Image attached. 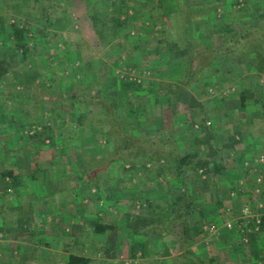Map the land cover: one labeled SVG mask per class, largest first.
I'll return each mask as SVG.
<instances>
[{
  "label": "rangeland",
  "instance_id": "obj_1",
  "mask_svg": "<svg viewBox=\"0 0 264 264\" xmlns=\"http://www.w3.org/2000/svg\"><path fill=\"white\" fill-rule=\"evenodd\" d=\"M8 1L13 0H7L6 3ZM20 2L22 5V0H14V5L8 6L10 10H0V56L9 58L12 54V27L9 23H18L22 16L26 18L30 15L28 12L34 11L21 10ZM55 2L56 10H36L39 12L36 14L38 17L32 14L34 23L36 19L38 22L28 25L32 26L28 28L32 38L29 42L30 51L27 58L12 63V69L0 81V151L5 149L20 154L17 160L14 157L12 160L8 159L9 166L14 169L20 165L21 168L30 167L28 169L31 170L34 161L35 166L37 163L38 167H35L37 170L48 168L47 175L46 170L42 169L37 175L34 173L33 177L19 176V178H22L36 194L40 189L43 191L48 189L43 178H47L48 182L51 178L53 183L50 190L54 193L52 197L59 200L70 198L74 201L76 197L89 199L86 183L89 181V184H92L94 180L87 179V170L96 165L100 168L98 172L102 173L98 177L102 188L91 186L90 194L93 199L90 200H97L98 203L103 200L104 206L99 207V218L94 220L108 222L113 225L114 230L118 223L121 232H128V220L133 221L136 216L148 214L149 206H159L158 204L166 206L170 197L179 193V186L172 178L174 176L170 174L168 162L161 158L140 165L137 161L140 157L136 155L131 156V160L136 163L134 167H131L129 161L121 163L122 148L119 147V151L115 150L112 136L105 134V124L93 125L85 118H81L82 123L78 122V114H86L89 107H84L83 104L71 106L62 103L61 100L65 99L69 90L71 91L70 78L76 74L72 79L75 83L72 86L73 90L84 88L90 91L93 86H97L98 93L114 104L116 118L123 123L126 122L129 131L140 132L147 136H159L164 132L163 135L168 139L167 133L170 128L166 126L161 109L164 100L158 95L157 86L160 80L177 82L183 64L178 60L166 61L163 57L157 62L155 69L151 68L154 62L149 63L150 56L155 52V44L160 37L163 23L162 19H159L157 10H151L150 4L159 2L165 10H172L175 6L173 4L171 6L172 2L168 0H126L131 8L124 13L113 10L110 0H55ZM223 5V0H192L190 10L197 21L204 23L209 19L208 14L212 7L216 6L217 10H223ZM51 11L57 13L59 17L63 12L66 16H70L72 25L69 24V29L63 33L56 30ZM92 15L99 17V21L95 22ZM115 16L119 21H125V24L115 26L119 28L117 37L107 45H101L100 38L103 41L108 38L110 34L108 31L113 26L110 20ZM23 26L27 25L23 24ZM210 40L216 44L218 37L213 35ZM70 44L80 45L82 51L72 48L68 50ZM215 65L218 67L217 64ZM234 65L233 72L235 79L238 80L236 78L238 74L235 72H239V65L236 63ZM220 68L227 67L222 63ZM228 72V76L233 81L228 80L223 88H219L218 79L212 81L211 75L205 77L208 74L206 70L200 83H192L191 86L184 87L183 93H179L172 136L177 146L174 147L177 154L193 151L195 148L207 153L209 148H212L220 153L222 165L230 164V160L224 158L221 151L227 152L233 148L232 140H235V136L232 135H237L239 131L236 132L237 126L230 128L226 125L227 122L225 123V119L231 118L232 122L238 120V113L236 111L232 113L238 86L233 84L235 81L233 74L229 70ZM89 80L95 84L90 85ZM120 81L141 84L144 89L137 94L129 93L120 89L118 85ZM261 83H264V80ZM252 92L253 98L261 95L254 92L253 88ZM261 97L264 99L262 95ZM248 102L254 103L252 99L247 100L245 104ZM90 112V115L99 113L93 110V106H90ZM45 125L50 128L44 130ZM203 127L208 129V143L200 144L197 141L202 140L205 135ZM39 131H44L46 136L53 135V141L45 137V143L49 142L53 145L41 146L34 136ZM224 139L222 147L217 145ZM154 155L159 156L156 153ZM157 168L160 169V174ZM35 177L42 179L44 183L40 186V183L34 180ZM78 178L81 179L77 187L74 185V180ZM191 179V198L198 209L192 213L195 237L189 247L180 248L178 243L173 242L172 236L165 233L156 236L147 235L148 237L143 239L140 235H134L129 231V234H125L126 237L122 236L125 240L123 239L116 258L108 260L106 256L101 257L94 253L96 246L93 234L83 229V227L88 228L87 225L83 227L78 225L82 229L80 231L77 225L69 222L70 224L63 227L73 228L65 232L70 233L75 228L83 238V244H70V251L80 253L83 249L80 247L84 246L87 249L85 256L94 264H145L149 261L157 264L160 259V264H164L166 258L169 259V264H196L187 250L192 251L194 245L203 244L201 249L194 250L198 258L204 264H221L220 260L223 256L220 259L217 252L224 249H220L222 247L217 245L214 248L213 240L218 238L223 230H228L233 232V237L247 242L244 239L250 238V235L257 236L256 232L260 231L259 216L252 213L248 205H241L238 199L239 196L241 197L239 190H229L228 200L222 201L225 193L223 189L228 180L223 181L219 172L211 171L203 174L198 171ZM217 183L221 184L219 191L214 188ZM146 193L164 196L161 198L164 202L160 203L162 200H155L151 196L147 199ZM234 200L236 206L233 205ZM228 201L231 203H227ZM25 203L17 211L18 216L15 215V210L10 214L12 217L15 215L17 221L21 219L17 224L21 228L30 226L31 221L30 215L28 218H22L24 214H28ZM93 207L91 206L92 210ZM162 212V209L156 208L150 216L155 217ZM49 217L50 222L52 216ZM111 231L105 233L108 238L105 239L107 246L113 243L110 237L114 236L117 229L112 232L113 234ZM141 242H147L146 246L150 253L135 246ZM9 246L10 244L5 249H10ZM130 246L136 248L134 253L129 251ZM233 258L235 259V256ZM246 262L244 260L243 264ZM14 264L18 263L14 262ZM250 264H257V260L250 261Z\"/></svg>",
  "mask_w": 264,
  "mask_h": 264
},
{
  "label": "trees",
  "instance_id": "obj_2",
  "mask_svg": "<svg viewBox=\"0 0 264 264\" xmlns=\"http://www.w3.org/2000/svg\"><path fill=\"white\" fill-rule=\"evenodd\" d=\"M110 1L112 9L116 12L122 11L126 13V10L131 8L126 0ZM168 1L172 2L171 6L172 4L175 6L172 10H165L164 6L159 2L150 4L151 10H157L159 19H162L163 26L160 30V37L155 44V52L150 56L151 61H149V63H155H153V65L149 64L152 65L151 68L153 69L157 67V62L163 57L166 58V61L178 60L180 64H183L178 74L179 76L176 79L177 82L160 80L157 86V93L164 100L161 109H163L162 113L166 126L170 128L167 133L168 139L163 135L164 132H161L159 136H147L140 132L129 131L126 127V122L123 123L116 118L114 114V104L104 99L98 93L97 86H93L95 82L89 80V84L93 86L90 91L84 88L73 90L72 86L75 83L72 79L76 77V74H73L72 78H70L69 84L71 86V91L69 90V93L65 95V99L63 98L61 102L70 104L71 106L83 104L84 107H89L86 110V114H78V122L82 123L81 118H85L89 119L88 121H91L93 125H95L94 123H101L100 125L105 124V130L107 132H105V134H107V136L108 134L112 136L115 150L118 149L119 151V147L122 148L123 153L121 154L122 156H120L121 163L129 161L131 167H134L136 163L134 164V161L131 160V156L134 157L136 155L140 157L137 160L140 162V165H145V162H153L161 158H164L168 162L170 174L174 176L172 178L177 181L179 186V193L172 195L168 202H166V206L165 204L149 206L148 214L136 216L133 218V221L128 220L127 228L131 233L140 235L143 239L147 235L156 236L165 233L171 235L173 242L178 243L180 248H187L191 244V240L195 237L194 224L191 219L192 213L198 209L194 200L191 198V177L198 171H201L203 174L211 173V171L212 173H218L222 168V164L216 160L218 152L212 148H209L207 153L200 152L198 150L199 148L184 153L177 154L175 152L174 147L176 143L172 136L174 135L173 125L175 115L177 114L178 95L184 87L191 86L192 83H200L202 81L201 77L203 78L209 65L218 57L222 56L228 57L229 59H236L241 55H248V64L254 67L258 72L264 74V20L263 17L258 18L251 16L242 19L247 17L245 10H230V5H228L229 9L223 5L224 10H221L219 16H217V8L214 6L208 14L209 19L207 22L202 23L197 21L191 14L190 7L192 0ZM92 17H94L95 22L99 21V17L96 15H92ZM163 19L167 20L165 21ZM110 21L113 23V26L108 31L110 32L108 38L104 39V41L100 38L99 43H101V45H107L111 40L117 37V31H119L117 27L125 24V21H119V18L116 16ZM240 22L241 24L238 26ZM115 26L117 27L115 28ZM11 27L12 54L9 58H7V56H0V81L10 72L12 63L19 59H26L30 51L29 42L32 37H30L28 28L20 26L19 23H12ZM213 35L218 37V42L216 44L210 42ZM69 48L80 50L79 52L82 51V48L78 44H70L67 49L70 50ZM19 56L20 58H18ZM211 77L212 81H216L215 75H211ZM118 85L120 89L129 93L134 92L137 94L144 89L141 84L128 81H120ZM248 96L250 97L249 99L257 102L252 94L243 90L240 94V103L242 106L249 100ZM90 106H93V110L99 113L90 115ZM129 114L131 116V112H129ZM43 128L47 130L50 127H46L45 125ZM203 129L205 135L202 140L197 141L200 144L208 143V129L206 128V130L204 127ZM34 136L37 137L41 146H50L52 144H49V142L46 144L45 137H49V139L53 141V135L46 136V134L44 135V131H39L35 133ZM148 145L150 147H147ZM154 153L159 156H155ZM99 170L100 168L96 165L87 170V179L94 180L92 184H89V181L86 183L89 199H93V196L90 194L91 186H96L99 189L102 188L100 186L102 183L99 182L98 178L102 173H99ZM157 171H159V174L161 173L160 169ZM2 177H11V181L15 183L19 182L17 181V177L11 174L10 170H8V172H3ZM18 184H21V182ZM15 185L16 184L13 183V186ZM150 196L155 200H162L161 198L164 197L155 193L145 194V198L147 199ZM163 202L162 200L160 203ZM155 207L162 209L163 212L162 214H156L157 216L152 217L150 214L156 209ZM91 225L93 227L92 231L96 233H106L113 228V225L103 223L100 220L92 221ZM260 233H264V215H262L260 219ZM146 243L147 242H141L135 246L147 253L149 251ZM261 243L262 246L259 248L261 252L256 259L257 264H264V240H261ZM135 250V247L131 248V252L134 253ZM187 252L192 255L196 264H204L195 252L190 250H187ZM65 261L66 264H94L90 258L72 253L66 257Z\"/></svg>",
  "mask_w": 264,
  "mask_h": 264
},
{
  "label": "crops",
  "instance_id": "obj_3",
  "mask_svg": "<svg viewBox=\"0 0 264 264\" xmlns=\"http://www.w3.org/2000/svg\"><path fill=\"white\" fill-rule=\"evenodd\" d=\"M3 1L4 0H0V10H10L8 6L14 5V0L8 1V3H6L7 0H5L4 4ZM38 1L39 0H22V5L20 2L21 10H34L33 13L28 12V14H30L28 17L25 18L22 16L20 18V22H18L20 26L26 24L27 26L23 27L32 28V26L28 25L34 23L33 15L39 14L36 10L57 9L55 0H41L43 3H38ZM223 3L227 9H229L228 5H230V10H245L247 17L242 18L241 16L242 19L249 18L250 16L264 18V0H223ZM51 13H53L52 21L55 29L59 32L62 31L63 33L65 30L69 29V24L72 25L70 23V16H66L65 12L62 13L61 17H59L57 13L54 14L53 11H51ZM220 13L221 10H217V16H219ZM36 17H38V15H36ZM56 17L58 19H56ZM40 20L42 19L40 18ZM37 22L38 20L36 19L35 23ZM11 24L12 23H9V25ZM240 24L241 22L238 23V26ZM248 59V55H241L236 59L218 57L207 68L208 74L205 77L215 75L216 79H218L217 84L220 86L219 88H223L228 80H232V78L228 76V70L233 74V78L235 79V74L233 72V68H235L234 64L236 63L239 65V72H235L238 74L236 77L238 80L235 79L233 82V84H237L238 89L235 93L234 107H232V113L235 111L238 113V120H236V122H232L231 118L225 119L226 121L224 120L225 123L227 122L226 125L230 128L237 126L238 130H236V132L239 131V133L237 135H232L235 136V140H232L233 148H230L227 152L221 151L224 154V158L230 160V164L227 165L223 163L224 166L222 165L219 171L220 178L223 179V181L225 179L228 180L225 182V189H223L225 193L222 201L228 200L229 190H239L241 197L239 196L238 199L241 201V205H248L251 212L259 216L258 220H260L261 216L264 215V109H262L264 108V99L261 97V95L264 97V83H261L264 80V74L258 72L254 67L249 65ZM230 61H232V63ZM222 63H224L227 68H220ZM214 64H217L218 67H216V65L214 66ZM252 88L254 92L261 94L260 97H255L258 102H254V105L248 102L242 106L240 103L241 92L244 90L254 95ZM183 91L184 89L180 91V93H183ZM224 141L225 139L217 145L222 147ZM13 157L19 159L20 154H17L16 151H7L5 149L0 151V239H4L0 241V254L2 255L0 257V264H14V262L18 264H66V257L71 253L85 256L84 253L87 249L84 246L80 245V248L84 249V251L81 249L82 251H80V253H75L69 249L72 243L83 244V238L81 234L77 233L78 230L74 228L70 233L65 232L73 228L63 227V225L70 224L69 222L77 226L81 225V227L85 225H87L88 228L91 227V229L84 227L83 229L93 234V240L96 246L94 253L99 254L101 257L104 255L108 260L116 258L122 247L121 243L123 239L125 240L122 236L129 234V231L121 232L120 225L117 223L116 226L118 228L116 227L117 232L114 233V236L112 232L116 229L114 230V227L110 229V231L112 230L111 240L114 242L111 246L105 244V239L108 240L105 233H96L92 231L93 227L91 222L95 221V218H99L98 209L101 205L104 206L103 200L98 203L97 200L82 199L81 197V199L77 197L74 198V201L70 198L60 200L54 199V193L50 190L51 183H53L51 178L48 179L49 182L47 178H43L47 183L48 189L44 191L40 189L39 193L36 194V192L32 191L28 187V184L23 181L22 178H19V176L33 177L32 175H35L34 173L37 175L38 171L42 169L46 170L45 173L47 175L49 169L42 168L37 170L36 168L38 166L37 163V167L35 166V161L33 162L34 167H32L31 170L28 169L30 167L21 168L20 165H17V168L14 169L9 166L8 160H12ZM217 158L219 159L218 162H221L220 153L216 156V159ZM13 163L14 162H11V164ZM8 170H10L12 175L17 177L18 183L21 182V184L11 181V177H2V173L5 171L8 172ZM72 179H74V177ZM79 179L81 178L74 180V185H77V187L80 184ZM34 180L40 183V186L44 183L42 179L37 177H35ZM13 183L16 185L13 186ZM220 185V183H217L214 188L219 191ZM26 199L27 201H25ZM24 202H26L25 206L27 205L28 207V214H24L22 218H28L30 215L31 221L29 223L30 226L26 225V228H21L17 225L19 224L18 221L21 219L17 221L15 215L18 216L17 211L24 205ZM229 202L230 201L227 203ZM233 202V205L236 206L235 200ZM91 206H94V210L91 209ZM13 210H15L14 217L10 215L13 213ZM49 216H52L50 222L48 221L50 218ZM106 224L109 223L106 222ZM77 226L76 228L78 229L79 226ZM81 227H79V230ZM80 231H82V229ZM256 233L258 234L257 236L252 237L250 235V238L244 239L247 242H242L239 238L233 237V232L223 230L217 236L218 238L213 240L214 248H216L217 245L222 247L220 249H224L217 252L220 259L223 256L222 260H220L221 264H243L244 260L247 261L245 264H248L250 261L256 260L261 252L259 249L262 246L261 240H264V236H262L264 233L261 234L260 231ZM9 244L10 249L7 248L6 250L5 248ZM202 245L203 244L194 245L192 252H195L194 250H197V248L201 249ZM129 251L131 252V246L129 247ZM3 254L7 256L5 257ZM120 256L121 255H119V257ZM233 256H235V259ZM160 262L161 259L157 264H160ZM145 264L153 263L149 261L145 262ZM164 264H169L168 258H166Z\"/></svg>",
  "mask_w": 264,
  "mask_h": 264
},
{
  "label": "built area",
  "instance_id": "obj_4",
  "mask_svg": "<svg viewBox=\"0 0 264 264\" xmlns=\"http://www.w3.org/2000/svg\"><path fill=\"white\" fill-rule=\"evenodd\" d=\"M230 224H228V226H229Z\"/></svg>",
  "mask_w": 264,
  "mask_h": 264
}]
</instances>
